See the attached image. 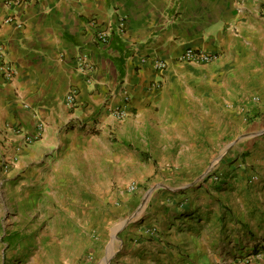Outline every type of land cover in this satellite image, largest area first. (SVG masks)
I'll return each mask as SVG.
<instances>
[{
	"label": "rangeland",
	"instance_id": "obj_1",
	"mask_svg": "<svg viewBox=\"0 0 264 264\" xmlns=\"http://www.w3.org/2000/svg\"><path fill=\"white\" fill-rule=\"evenodd\" d=\"M262 67L244 63L221 87L194 67L138 126L45 175L0 173V264H219L238 212L264 198Z\"/></svg>",
	"mask_w": 264,
	"mask_h": 264
},
{
	"label": "crops",
	"instance_id": "obj_2",
	"mask_svg": "<svg viewBox=\"0 0 264 264\" xmlns=\"http://www.w3.org/2000/svg\"><path fill=\"white\" fill-rule=\"evenodd\" d=\"M93 19L112 28L109 44L95 42ZM0 41L16 68L10 83L0 77V160L18 155L10 168L17 183L45 175L69 153L95 149L98 138L138 126L153 108L173 101L183 80L195 78L194 67L208 70L210 83L221 87L219 80L237 79L244 63H264V0H0ZM189 48L216 58L187 62ZM82 58L95 67L90 81ZM157 60L166 67L156 68ZM71 91L79 100L72 109L65 103ZM125 105V118H115L112 110ZM258 107L248 109L258 113L256 123L264 118ZM35 114L45 124L43 136L21 145L8 126L33 131ZM247 207L238 212L235 248L216 263L264 264V198Z\"/></svg>",
	"mask_w": 264,
	"mask_h": 264
},
{
	"label": "built area",
	"instance_id": "obj_3",
	"mask_svg": "<svg viewBox=\"0 0 264 264\" xmlns=\"http://www.w3.org/2000/svg\"><path fill=\"white\" fill-rule=\"evenodd\" d=\"M7 23L15 24L16 28L21 30L23 28V22L20 19H16L15 17H8L6 19ZM92 25L95 29L94 40L99 45H107L110 43L112 38L113 30L110 26L99 23L96 19L92 20ZM125 25V16H122L120 20V28L123 29ZM216 58L215 54H211L205 52L201 49H192L189 48L186 50L183 55V59L187 62L196 63V64H206L214 61ZM156 68L164 69L166 67V63L161 60H157L155 62ZM94 65L90 62H87L86 58H82L80 62V70L86 75L88 81L91 80L92 74L94 72ZM16 75V68L13 62L9 58V51L6 44L0 41V77L5 83H10L13 81ZM258 97L254 98V101H258ZM66 106L70 109L78 107V93L76 91H71L66 95L65 98ZM27 107V106H26ZM129 106H121L114 108L112 110V115L122 120L128 113ZM8 128L13 131L16 136L20 139V144L24 146H29L34 142L38 141L42 138L45 124L42 122L41 118H39L38 114L34 115V129L33 131H29L23 126H8ZM18 155L3 156L0 160V173L4 174L7 172L8 168L14 163L13 160H16ZM138 188V184H131L128 189L130 191H135Z\"/></svg>",
	"mask_w": 264,
	"mask_h": 264
}]
</instances>
